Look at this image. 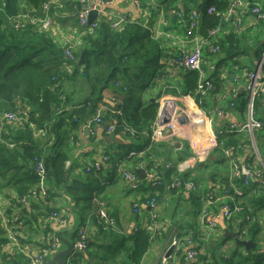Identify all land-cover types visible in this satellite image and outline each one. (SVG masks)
<instances>
[{
    "label": "trees",
    "instance_id": "1",
    "mask_svg": "<svg viewBox=\"0 0 264 264\" xmlns=\"http://www.w3.org/2000/svg\"><path fill=\"white\" fill-rule=\"evenodd\" d=\"M65 1L66 7L72 11L77 8L78 0ZM44 2L47 0H0V264H29L26 250L30 254L44 255L56 252L58 244L61 246L64 240L72 245L76 235L70 232V228L76 229L84 224L87 225L86 244L83 249L65 256L68 264H140L153 241L159 238V232L147 230L136 214L135 225L126 234H121L118 208L112 209L109 204L111 194L101 191L107 181L111 179L113 182L114 171L107 165L109 161L123 159L128 164L127 168L132 169L147 160V166L151 161L150 155L154 154L153 147L159 145L154 144L140 157L122 153V148H128V152L145 149L158 107L156 100L163 92L158 90L155 93V101L136 99L139 105L129 109L125 103L133 93V86L151 77L152 88H155L161 86L159 82L162 80L166 91H175L180 86V90L191 95L200 108L210 111L224 105V102H231L225 94L229 83L233 87L231 94L240 98L237 108L243 113L247 89L239 91L238 85L245 87L248 84L249 73L261 60L264 20L248 12L237 27L236 16L224 19L231 0H204L202 6L198 1V6L194 7L188 6L184 0L153 3L157 14L166 21L162 24L164 29H168L164 35L170 32L168 23L171 29L185 35L189 11L197 8L200 36L218 46L215 52L205 49L221 57L207 78H202L197 70L184 69L181 79L171 82L165 68L173 49L167 48L163 37H155L150 26L139 19L127 16L130 20L120 28L111 27L109 20L105 19L91 30L89 24L78 25L82 43L72 51V57L66 56L62 45L37 27L14 28L13 20L23 12L43 16L41 5ZM258 2L264 10V0ZM209 7L213 10L208 11ZM248 18L254 19L252 24ZM76 22L73 25H77ZM217 26H223L220 32L208 35ZM82 51L84 58L79 64ZM206 80L212 83V87L207 91L204 85L199 90V81L203 83ZM80 89L82 96L76 100L74 92ZM99 110L102 114L96 120L115 123V135L127 140L116 144L121 154L106 153L109 144L105 141L103 128L97 134L96 130H87H91ZM3 113L14 114L15 119L7 120L2 117ZM253 113L263 123L255 136V144L264 164V96L254 97ZM123 122L135 129V136L120 132ZM141 135L142 139L138 138ZM136 138L138 140H134ZM220 140L224 148L233 146L235 157L249 146L243 133L231 132L221 136ZM102 143L106 145L105 155H109V159H89V154L97 153V145ZM249 156L248 161L255 163L254 155L249 153ZM224 157L227 158L219 154L216 161L221 162ZM39 163L43 166V174L37 171ZM95 163H99L98 168ZM225 170L219 172L215 168L211 171L213 179L221 183L217 187L228 184V176L221 173ZM173 173L172 168H163L159 173L161 184H149L145 177L135 188L125 183L122 193L133 194V203L146 201L156 193L159 198L170 196L180 200L181 195L172 196L176 188H164V183L171 181ZM190 174L185 173L183 177L195 176ZM41 184L46 188L44 197L34 195ZM240 188L242 194L234 197L240 210L234 212L230 219L222 218V225L236 230L240 237L251 239L256 247L245 250L222 234L224 242L231 241L230 246L224 251L215 249L211 258H203V264H237L233 257L240 253L239 247L245 250L247 264H264V246L260 244L264 236V192L250 195L253 186L240 185ZM102 199L108 201L103 207L107 212L110 207L111 214H108L113 217L112 223L100 215L99 201ZM53 213L56 218L52 217ZM142 215L148 219L150 212L145 209ZM4 216L14 219L6 224ZM62 218L66 219L64 225L60 222ZM12 233L15 241L10 238ZM54 237L58 238L57 243H54Z\"/></svg>",
    "mask_w": 264,
    "mask_h": 264
},
{
    "label": "built area",
    "instance_id": "2",
    "mask_svg": "<svg viewBox=\"0 0 264 264\" xmlns=\"http://www.w3.org/2000/svg\"><path fill=\"white\" fill-rule=\"evenodd\" d=\"M134 5L141 9L142 0H131ZM111 2L110 0H78L77 8L74 10L77 15V25L83 26L85 24L90 25V30L95 28L102 19L109 20L110 26L114 28H120L124 23L128 22L130 19L127 18L125 14H113L108 18L103 15L101 5ZM153 0H151V3ZM208 11L213 10L212 7L207 9ZM49 3L44 2L41 5V13L43 16L37 14L31 15L30 12H23L13 20L14 28H24L26 25H32L37 27L39 30L42 28H47L52 23L55 22V18L50 15ZM90 11H96V17L88 23V14ZM250 13L258 19L264 20V10L262 9L258 0H231L229 8L226 13H224V18H228L231 15L236 16L235 24L240 27L241 18L244 14ZM76 25V24H75ZM220 32V28L215 27L209 31L208 35H215ZM186 35L190 38L191 48L189 51L180 52L174 63L180 68L185 70H197L202 74V64H203V52L204 48H207L211 52H215L218 46H214L213 43L209 41L208 38L200 36L199 28V10L197 8H192L189 11V20L187 26ZM64 53L68 57H72V50L68 47L64 49ZM264 59V50L262 53L261 60L257 64L256 68L249 73V82L246 84L247 89V102L244 107L243 113L237 108V104L233 101L225 103L224 105L217 106L212 110H204L200 108L194 101L193 103L187 104L180 107L176 100L169 95H161L156 101L158 103L155 118L151 124V131L148 133L149 145L145 146L144 150L135 151L132 150L128 156L137 155L142 156L144 152L150 149L154 144L161 143L165 141H170L172 139L184 140L187 143V147L190 149V155L187 160L181 161L174 164L172 160H166L164 163L149 162L146 166L147 160L142 161L136 166V168L142 167L146 175V179L151 182L152 185H159L162 183L161 177L158 175L161 170L172 168L175 176H177L178 183L174 181V176L170 182L164 183V188L167 190H174L178 192L182 188H187L188 190H193L195 193L200 194L202 187L199 183L194 180H184L182 179L185 173H188L191 169L195 168L198 163H202L209 158V155L214 149L220 148L223 156L230 158V179L228 184L224 186V190L219 193V196L213 200V205H216L221 211L223 218L230 219L234 212L240 210L237 207V203L234 202V197L242 194L240 185H244L251 189L253 193L264 192V164L261 162L256 144H255V130L263 127L261 120L254 117L253 113V100L254 97L261 95L264 96V80H262V62ZM204 85L206 89L212 87L210 81H204L203 83H198V89H203ZM223 95V94H222ZM191 96V95H190ZM194 99V98H193ZM225 107L229 109L230 112L236 115L235 120H226ZM105 108V107H104ZM115 112V110H113ZM102 112L99 110L95 120L99 119ZM104 114V113H103ZM2 117L7 120L15 119V115L11 113H3ZM215 117L220 119L217 123V127H212V121ZM243 118V119H242ZM223 122V124H222ZM126 124L122 123V128L120 132L122 134H133L135 129ZM98 127L103 128L105 135H114L117 126L113 122H100L96 120L91 124V130L87 129L88 132L96 130ZM200 131L204 134L200 137ZM231 132L243 133L246 138L250 140L249 148L250 152L254 155L256 162L248 161L250 156L248 155L246 161L242 160V154L235 157L233 146L224 148L222 146L221 136L227 135ZM133 137V136H131ZM240 148V145L238 146ZM100 149V148H99ZM104 150V149H102ZM105 154V153H104ZM97 157H100V153H96ZM105 160L109 159L106 155L103 157ZM102 158V159H103ZM110 162V161H109ZM113 164V165H112ZM111 164V170L117 172L122 181L129 184L130 187H137L139 185V180L134 174V169L124 168L126 162L123 159H116ZM259 164V167L257 166ZM96 168L99 167V163H95ZM37 171L39 174H43V166L41 163L37 166ZM239 181L238 182H236ZM180 183V184H179ZM241 183V184H240ZM46 194V188L41 184L39 191L34 193V195H39L44 197ZM152 196L151 198L144 201L143 204L140 202H134L132 205V212L139 216L141 224L146 227L152 233H168V239L164 244L163 251L160 255L159 264H167L168 261L173 257V255H178L175 252L181 253L182 260L184 264H191L198 257V254L203 253L200 249V244L196 241L200 239V232L195 233L192 229H183L181 227H172L169 222H160L159 218L155 217L150 212V217L147 219L143 217V212L146 207L153 208L158 203V198ZM209 202H212L211 200ZM101 206L99 207V212L102 217L107 222H113L105 208L106 203L99 201ZM233 203V204H231ZM213 205L202 206L200 210V227L207 228L211 230L216 227V224L210 218V212ZM106 207V206H105ZM2 208L0 207V212ZM153 215V216H152ZM53 218H56V214H52ZM14 217L4 216L3 220L6 224L12 221ZM60 222L64 225L66 219H60ZM76 237L72 242L70 254L78 249H83L86 244L87 238V225H80L76 229ZM121 231V229L119 230ZM15 234V233H14ZM10 238L15 241L13 233ZM243 238V237H241ZM58 238L54 237V243H57ZM59 247V244H58ZM170 247H172L171 251ZM58 249V248H57ZM25 254L29 257V264H42L44 258L38 254H30L29 251H25ZM50 254V253H48ZM52 254V253H51ZM46 255V254H44ZM66 264L67 261H66Z\"/></svg>",
    "mask_w": 264,
    "mask_h": 264
},
{
    "label": "crops",
    "instance_id": "3",
    "mask_svg": "<svg viewBox=\"0 0 264 264\" xmlns=\"http://www.w3.org/2000/svg\"><path fill=\"white\" fill-rule=\"evenodd\" d=\"M110 1L111 2L105 3V4L100 6L102 8L103 15L105 18H108L109 16H111L113 14H125L127 16L134 18V19H139L141 17L140 16L141 9L138 8L136 5H134L131 0H110ZM48 3H49V8L51 10L50 15H51V17L55 18V22L57 23V24L53 25V29L56 28L58 25L60 27V25L64 26V25H68V24H73L74 21H77L76 12L72 11L69 7H66V1L65 0H62V2H61V0H49ZM71 19H73V22H69ZM247 20H249V18ZM249 21H250V24H252L254 19H250ZM161 22H162V20H161ZM163 22H164V20H163ZM217 27L223 28V26H217ZM167 30L168 29H164L162 26H158L157 29L153 30V35L155 37H157V36L163 37V39H164L163 42L166 44V47L173 49V51H172L173 55L169 56L167 58V67L165 68V70L167 72L166 74L168 75L167 77L171 80V82H176V81L181 79L180 75L183 74L185 71L183 68H180L177 65H175L174 60L180 52L189 51L192 44H191L190 38L186 34L183 36V38L167 39V37L164 35V31H167ZM56 31H58V30H56ZM225 32L226 31H224L222 33V35ZM167 33L169 34L170 32H167ZM80 45L81 44H78L77 48H79ZM66 47L70 48V45H67ZM75 49H76V42H75V46H74V50ZM207 52L209 54H207ZM210 52L204 48L203 70H202V74H201L202 78L208 77V75L214 69L217 61L221 58L218 55L215 56L216 53L212 54ZM174 54H176V55H174ZM159 83L161 84V86H157L155 88H152L153 86L151 87V91L153 90L155 92H149V94L146 95V99L153 98L155 93L158 90H162L163 92L161 95L171 96L172 98H174L176 100L177 104L180 107H183L187 104L194 102V99L192 96H190L189 94H185V93H183V91L180 90V88H179L180 86H177L175 91H173V90L172 91H166V86H163V81L161 80ZM238 86H240V88H238L239 91H244L245 87L242 86V84H239ZM225 88H228V91L225 90V94H227L226 95L227 100L228 101H234V102H236V104H238L240 101V98L239 97L235 98L236 95L233 93L231 94V89L233 87L231 88V85L228 83ZM224 103H227V102H224ZM235 118H238V117H236V115L234 113L230 112L229 109L227 107H225L224 119L235 120ZM219 122H220V119L217 118L216 124ZM98 131L101 133L102 128L98 127L96 129V134ZM203 134L204 133L202 131H200V137H202ZM119 138L122 142H124V140L121 137H119ZM105 141H107V140H105ZM126 141L127 140H125V142ZM173 141H178L180 143V146L178 145L175 147L172 143ZM107 143L109 144V145H107V150L110 149L116 153L118 152V150H120V148H118L116 146L117 143H111L109 141H107ZM186 143L187 142L184 140L172 139L170 141H165V142L159 143V145H155L153 147V153L154 154L150 155L151 162H153V163H158V162L164 163L166 160H169V161L172 160L174 162V164L177 165V163L184 161V160H187L188 156L190 155V149H189V147H187ZM147 145H149V144H147ZM161 145H163V147H161ZM104 147H106V145H104L103 143L99 144V146L97 145L98 150H99V148H100V150H102V149H104ZM249 153L252 154L250 152V148L248 147V149H246L242 153V160L247 159L246 157L249 155ZM119 154H121V153H119ZM210 155H209V157H210ZM88 157H89V159L101 160L100 157L95 158L93 153L89 154ZM229 159L230 158L224 157V158H222L221 162L216 161V159L213 160V162L215 164L223 167L220 170H225L227 168V171L225 170L224 174H223V175H225V177L228 175L229 169H230V166L228 164ZM124 167L126 169L128 167V164ZM106 168H108V167H106ZM135 168L136 167L132 168L131 170H133ZM215 168H217V167H215ZM194 169L195 168L191 169L188 173H192V171ZM214 170L215 169H213V171ZM124 186H126V185L122 181V182H119L117 184V187L115 189H110V188L105 189L106 192L111 194L109 204L112 207V209L113 208H119V206L121 205L120 204V197L124 198V200L135 197L133 194H130V195L124 197L122 194V192L125 189ZM117 190H121L120 195L113 194ZM156 197L159 198V195H157ZM165 197H167V196H165ZM160 198H161V196H160ZM141 199H143V198H141ZM140 203L143 204L144 201H142ZM169 208L171 209L170 211H169ZM174 208L175 207L172 205L161 207V204H160V206L155 205L153 208L146 207V209H148V212H154L153 214L155 217L158 214L157 218H159L160 222H169V224L171 226L175 225V223L173 222L174 221L173 218L178 217L177 215H175ZM187 209H185V213L188 214L189 216H191V214L189 213V211ZM133 214L130 212L129 217L126 219L123 216L120 209H118L117 217H118L119 227H120V229H122L121 231H119L121 234H123V235L126 234V232L130 231L131 227L135 225V214L134 215ZM189 216H185V218L182 221L178 220V221L182 222V224H183V226L179 225V227H181L183 229H192V230H194L195 233L200 232V239L197 240L196 242L200 244V249L203 252L200 254L204 255V257H210L211 258V255L215 251V249H218L220 251H224L226 249H223V248L230 246L231 241L230 242L229 241L224 242L222 237H221L222 233H223L222 230L225 227L222 225V223L224 222L222 220L223 216H222L221 211L218 209L217 206H214L210 212V218L216 224V227L212 228L211 230H208L206 228H201V227L198 228L195 219H193V217L189 218ZM127 226L128 227L130 226L128 231L126 230ZM225 226H227V223ZM77 228H78V226L76 227V229ZM76 229H75V227L72 230L70 228V232H74L76 235V231H77ZM232 231H236V230H232ZM167 239H168V233H159V238L157 240L153 241L152 246L150 247L148 252L144 255V258L140 264H159L160 255L163 251V247H164V244L167 241ZM219 242H220V246H219ZM217 246H219V247H217ZM263 246H264V240H263ZM65 247L66 246L63 242V244L61 246H59V248L56 252H58L59 250L65 249ZM56 252H54L52 254L51 253L46 254L45 258H51ZM175 253L178 254L177 257L178 256L180 257L181 253H178V252H175ZM197 258L195 261H192L191 264H200V262H198ZM182 262L183 261H180V258H176L174 260V258L172 257L168 261L167 264H183ZM203 263H204V260L202 259L201 264H203Z\"/></svg>",
    "mask_w": 264,
    "mask_h": 264
},
{
    "label": "rangeland",
    "instance_id": "4",
    "mask_svg": "<svg viewBox=\"0 0 264 264\" xmlns=\"http://www.w3.org/2000/svg\"><path fill=\"white\" fill-rule=\"evenodd\" d=\"M184 1L188 6L194 7V6H198V1L201 2V6H202V2L204 0H184ZM47 2H49V0H47ZM61 2H62V0H61ZM155 2H159V0H153L152 3H151V0H142L143 4L141 6V11H140L141 17L139 18V20H141L143 23L150 26L152 31L157 29L158 26H162L163 20H164L161 14H157L155 5H153V3H155ZM161 20H162V22H161ZM69 22H73V19H71ZM164 23H166L165 20H164ZM54 24H57V23L55 22V23L51 24L50 26H48L47 28L45 27V28H42L41 30L43 32H46L48 34V36L50 38H52L56 43H58V42H59V44L61 43L63 50L66 48L67 45H70V49L72 51H75L76 50V49L74 50L75 42H76V48H77L78 44L82 43V41L80 40L82 33L78 30L80 27L78 25H75V24L74 25L68 24V25H64V26L60 25V27L58 25L56 28L53 29ZM168 26H169L170 33L165 34L167 39L183 38V36H184L183 33H181V32L179 33V32H176L174 29H171L170 23H168ZM199 28H200V26H199ZM56 30H58V31H56ZM140 82L141 83L138 82L133 86V93L130 95V98H128L126 100L125 104L127 107H129V109H135L139 105V102L136 99L144 100V99H146V95H148L149 92H155L153 90L151 91V87L154 85L153 82L151 81V77L144 79ZM135 91H136L137 96H135ZM226 91H228V88H226ZM83 93H85V91H83ZM73 96H74V99H76V100L80 99L82 96L81 89L79 91L77 90L76 92H74ZM105 96L107 97L106 93H105ZM118 100H120V99H115V101H118ZM222 124H223V122H222ZM217 126L218 125L216 124L215 117H214V119L212 121V127L216 128ZM128 127H130V126H128ZM260 130H261V128L255 130V136L260 132ZM135 135L136 134H134V133L132 135L130 134V136H135ZM140 137H142V135ZM140 137H138V138H140ZM138 138H136L134 140H138ZM247 140L250 143V140L248 138H247ZM248 147H247V149H248ZM128 151H129L128 148H122V153L124 155H126V154L129 155L131 151L130 152H128ZM108 152L112 153V154L115 153L116 155L121 153L119 150L116 153L110 149H108L106 151L107 154H109ZM98 153L101 154L102 158L104 156H106L104 154L105 150H99ZM219 154L221 155L222 153L216 151V153L213 156H211L210 158L207 159V161H206L207 164H205L203 162H202V164L198 163L197 164L198 168L194 169L191 173V174H195V176L194 177L191 176L190 180H196V182H198V180L200 179V182H198L202 187V191L200 192V194L195 193L193 190H188L187 188H185V189L182 188L178 192L172 193V196H174V197H178V195H181L182 199H180V200H178L177 198H172L170 196H167L168 198L167 197L158 198L157 205L160 206V204H161V207L172 205L175 207L174 208L175 215H177L178 217L173 218V220H174L173 222L175 223V225H173L172 227H178L179 228V225L183 226L182 222H180V221H182L185 218V216H189L188 214L185 213V209L188 208L187 210L191 214V216H189V218L193 217V219H195V221H196L198 228H200V210H201L202 206L213 205V200L219 196L220 192H222L224 190V186L217 187L221 183H217V180L213 179V176L211 173V171H213V169H215V167H217L219 170L221 168H223V167H221V166H219L213 162V160H215ZM229 162L230 161H228V164H229ZM221 173L224 174V171H221ZM210 174H211V176H210ZM230 174L231 173H230V169H229V173L227 175L228 180L230 179ZM114 175H115V178L113 177V180H112L113 182H110L111 179L109 181H107L101 189L102 192H104L106 188L115 189L117 187V184L119 182H122V179L117 172H114ZM173 176H174V181L176 183H178L177 176H175L174 173L172 174V177ZM145 182L146 181L144 180V183ZM150 183L151 182H149V184ZM120 193H121V190H117L113 194L120 195ZM252 194L256 195L258 193L257 192L253 193L250 191V195H252ZM127 195L128 194H126V193L123 194L124 197H126ZM187 198H191V199H187ZM133 199L134 198L124 200V198L120 197V204L121 205L119 206L118 209H120V211L122 212L123 216L126 219L129 217L130 212L133 214V212H132V206H133L132 200ZM210 200L212 202H209ZM101 201L104 203H106V202L108 203L107 199H102ZM170 210L171 209L169 208V211ZM107 213L111 214L110 207H109V210ZM151 213L153 214L154 212H151ZM109 217L113 218L111 215H109ZM156 217H158V214L156 215ZM178 220H180V221H178ZM129 228H130V226L129 227L127 226L126 230L128 231ZM230 231H232V230H230ZM222 232H223V230H222ZM60 238H61V236H60ZM263 240H264V236L262 237V240L260 241L261 245H263ZM227 247H225L223 249H227ZM238 251L242 254H240V253L235 254V256L233 257L235 262L237 264H247L248 259L245 257V254H244L245 250L242 249L241 247H239ZM200 255H201V260L204 258V255L198 254V258H197L198 262H200ZM173 258L175 260L176 258H180V257L179 256L177 257V255H173Z\"/></svg>",
    "mask_w": 264,
    "mask_h": 264
},
{
    "label": "water",
    "instance_id": "5",
    "mask_svg": "<svg viewBox=\"0 0 264 264\" xmlns=\"http://www.w3.org/2000/svg\"><path fill=\"white\" fill-rule=\"evenodd\" d=\"M95 17H96V11H90L88 14V23H90ZM83 58H84V52L82 51L80 53V56H79V62H78L79 64H81L83 62ZM151 101H155V99L151 98ZM105 140H107L111 143H117V144L123 143L120 140V138H118L116 136H112V135L106 136ZM172 143L175 147L178 145L180 146V143L178 141H173ZM200 164H202V163H200ZM134 171L140 178H145L143 168H136V169H134ZM223 236H227V237L232 238L234 240L236 246H242L245 250L256 247V243L253 242L251 239L241 238L238 235V232L230 231L226 227L223 228ZM63 242L66 246L65 249H62V250L56 252L51 258H45L43 260L42 264H66L65 256H67L70 252L71 243L67 240H64ZM171 249H172V247H170V250L168 252H170ZM181 260H182V255L180 254V261Z\"/></svg>",
    "mask_w": 264,
    "mask_h": 264
},
{
    "label": "bare ground",
    "instance_id": "6",
    "mask_svg": "<svg viewBox=\"0 0 264 264\" xmlns=\"http://www.w3.org/2000/svg\"><path fill=\"white\" fill-rule=\"evenodd\" d=\"M207 91H208V89H207ZM206 92V91H205ZM219 95V93L216 95V96H218ZM216 151L217 152H221L222 153V151H221V149L220 148H216V149H214L213 150V152L214 153H216ZM223 154V153H222ZM134 174L136 175V177L139 179V180H142L143 178H140L135 172H134ZM144 175H145V173H144ZM158 175H159V173H158ZM160 176V175H159ZM145 177H146V175H145ZM147 178V177H146ZM182 179H184L185 181L186 180H190V178H182ZM194 181H196V180H194ZM198 183V182H197ZM42 256V258H45V255H41Z\"/></svg>",
    "mask_w": 264,
    "mask_h": 264
},
{
    "label": "flooded vegetation",
    "instance_id": "7",
    "mask_svg": "<svg viewBox=\"0 0 264 264\" xmlns=\"http://www.w3.org/2000/svg\"><path fill=\"white\" fill-rule=\"evenodd\" d=\"M112 134H114V135H112V136H116V137H118L119 138V136H117V135H115L116 133L114 132V133H112ZM103 135V134H102ZM106 136H109V135H105L104 134V137H106ZM125 141V140H124ZM100 150V149H99ZM98 149H97V152L99 151ZM106 151V150H105ZM94 155L96 156V153H94ZM100 158L102 159V157L100 156ZM115 161V160H114ZM113 162L112 161H110V162H108V164L107 165H109L110 166V170H111V164H112ZM113 165V164H112ZM139 168H142V167H139ZM136 169V168H135ZM113 171V170H112ZM114 178H115V175L113 176ZM134 228V227H133ZM60 251V250H59ZM69 254H70V252H69ZM68 254V255H69ZM67 261V260H66ZM68 263V262H67Z\"/></svg>",
    "mask_w": 264,
    "mask_h": 264
}]
</instances>
